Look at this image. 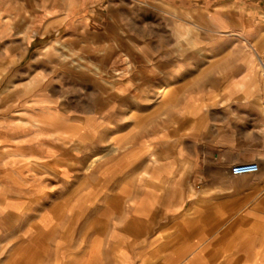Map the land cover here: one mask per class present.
Masks as SVG:
<instances>
[{
    "label": "rangeland",
    "instance_id": "rangeland-1",
    "mask_svg": "<svg viewBox=\"0 0 264 264\" xmlns=\"http://www.w3.org/2000/svg\"><path fill=\"white\" fill-rule=\"evenodd\" d=\"M42 4L11 2L10 14L23 16L7 19L0 45V264H124L135 232L146 230L149 242L159 232L147 205H178L186 191L215 228V259L264 264L254 222L264 216L262 176L220 192L215 172L249 161L225 167L210 156L259 152L264 126L221 112L220 83L207 82L228 78L235 95L233 75L248 59L264 61V35L254 45L225 37L215 23L235 30L248 21L214 18L211 3L105 0L51 21L32 17ZM34 38L42 45H29ZM131 214L139 219L132 237ZM97 249L103 263L91 256Z\"/></svg>",
    "mask_w": 264,
    "mask_h": 264
},
{
    "label": "crops",
    "instance_id": "crops-1",
    "mask_svg": "<svg viewBox=\"0 0 264 264\" xmlns=\"http://www.w3.org/2000/svg\"><path fill=\"white\" fill-rule=\"evenodd\" d=\"M38 2L43 3L42 6L39 5V11L37 13H33L32 17H36L41 19H48L49 21L60 19V18H69L73 17L74 13H80L86 10L89 7L95 8L100 7L102 3H105V0H65L70 2L71 9L70 11L57 8L56 2H61L64 0H0V45H7L8 37L6 30V22L9 17H22V13L20 9H18L16 14H10L8 11V6H11V2L15 3H24V2ZM74 1V4L72 2ZM162 1H175L177 4H182L185 2L192 3H205L210 4L214 13H211L210 16L214 18L218 15L226 16V17H234L239 18L240 20L245 19L248 21L247 26H243L242 28L230 29L226 25L216 24L215 28L220 30H225V37H231L232 40H236V42L246 41L248 45H254V42L262 35H264V21H261L260 18L264 19V0H225L223 2H217L222 0H162ZM45 3V4H44ZM225 3V4H223ZM22 5V4H21ZM241 7V10L237 13L236 9L232 11L234 6ZM204 6V4H203ZM14 7V6H13ZM21 8V7H20ZM225 10V13H218L217 10ZM27 10V9H26ZM184 11V9H182ZM230 10V11H227ZM20 11V12H19ZM28 11V10H27ZM179 12V11H178ZM183 14L178 13L177 17H181ZM43 40V39H41ZM41 40L33 39L30 41L29 45H42ZM243 43V42H242ZM250 63H247L245 70H239L235 76L239 82L234 85L235 89H237V93L231 90L233 85H226L228 82V78L225 81H219L217 79H210V84L213 85L219 82L221 88L218 93L224 94L225 105L221 109L223 113H233V114H242L250 116L252 119L253 116L256 118L257 123H261L262 127L264 126V80H263V66L260 60L258 62L252 61L253 59H248ZM262 60V59H261ZM253 62V63H252ZM250 65H253L251 67ZM170 82V81H169ZM224 83V84H223ZM248 83H251L248 84ZM256 83L255 85H252ZM214 85V86H215ZM224 85V86H223ZM217 86V85H216ZM251 86V88H250ZM216 90V89H215ZM216 96H220L217 94ZM251 119V120H252ZM260 120V121H259ZM211 158L215 161H219L221 166H228L230 161L238 160L240 162L249 163L257 158L258 164L260 167V172L256 175H248L242 177H235L228 173L227 170L215 172L213 176L216 180L215 182L220 183V185H216L215 190H220V192L227 193L225 189L227 186H235V187H243L246 179H250L251 177H256L258 175L262 176L261 182L264 184V149L259 150V152L249 151V150H240L239 153L233 154L232 151H228L227 149L219 150L218 152L211 153ZM187 169V166H186ZM224 169V168H223ZM181 176V175H180ZM176 177L175 175L173 176ZM170 179V178H168ZM177 181L176 185L179 184ZM250 191H247L246 194H250ZM244 194V193H242ZM191 192H185V198L183 202L178 205L174 204H166V203H158V204H148L147 212L145 213V218L147 221L157 222L159 220V232L153 236V239L149 242L148 238L145 237L146 230H140L139 232H135L134 242L135 248H133L132 243L133 240H129V250L127 254L123 253L120 256L122 258H127L124 261V264H242L243 259L247 257L235 256V259H230L225 262V260L215 259L219 253H213L211 250V244L208 245L209 242L214 240L216 235L215 228L210 227L211 219H207L205 215L202 214L200 203H195L194 201H188L190 198ZM264 206V202H262ZM110 206V207H109ZM108 204L107 210H113L114 205ZM247 209L248 206H247ZM160 211V212H159ZM135 214V213H134ZM134 214L130 215V222L128 223V231L130 232V236L133 235V225L136 226L137 217H133ZM137 216V215H135ZM212 215H209L211 217ZM161 217V219H160ZM214 217V216H213ZM132 218V219H131ZM140 218V217H139ZM212 218V217H211ZM144 218H141V220ZM207 220L209 222H207ZM255 224L260 228L256 232L257 238L264 240V216L259 217V219L254 220ZM249 222L245 224L246 232L242 235L241 240L247 241L249 236ZM253 225V224H251ZM146 226V225H145ZM208 228V229H207ZM147 229V228H146ZM135 230V228H134ZM139 235V237H137ZM132 237V236H131ZM133 239V238H132ZM236 240V239H235ZM239 241V240H238ZM100 240H98V243ZM137 242H140V245L137 246ZM126 241L121 240L117 243V246L121 250L125 248ZM82 250H80V257H86L89 249L87 246H83V240L81 242ZM84 247V248H83ZM211 247V248H210ZM126 248V250L128 249ZM95 255H91L97 259V262L103 263L104 255L100 254L105 251L100 250L96 251ZM114 252V251H113ZM40 254V253H39ZM76 257H78L76 255Z\"/></svg>",
    "mask_w": 264,
    "mask_h": 264
},
{
    "label": "built area",
    "instance_id": "built-area-1",
    "mask_svg": "<svg viewBox=\"0 0 264 264\" xmlns=\"http://www.w3.org/2000/svg\"><path fill=\"white\" fill-rule=\"evenodd\" d=\"M262 66H263V79H264V61L262 62ZM263 109H264V102H263ZM259 172H260V167L259 164L256 162L237 164L230 169V174L235 177L256 175Z\"/></svg>",
    "mask_w": 264,
    "mask_h": 264
},
{
    "label": "bare ground",
    "instance_id": "bare-ground-1",
    "mask_svg": "<svg viewBox=\"0 0 264 264\" xmlns=\"http://www.w3.org/2000/svg\"><path fill=\"white\" fill-rule=\"evenodd\" d=\"M171 90H172V86H171V84H169L167 87L161 89V91L158 94H159V96H161L162 99H165L169 95V93L171 92ZM118 96L120 97V95H118ZM184 169H186V166H184Z\"/></svg>",
    "mask_w": 264,
    "mask_h": 264
}]
</instances>
